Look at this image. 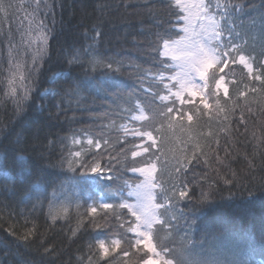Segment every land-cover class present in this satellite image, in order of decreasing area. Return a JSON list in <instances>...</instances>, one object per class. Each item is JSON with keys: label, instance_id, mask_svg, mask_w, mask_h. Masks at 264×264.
Segmentation results:
<instances>
[{"label": "snow or ice", "instance_id": "6c2138e0", "mask_svg": "<svg viewBox=\"0 0 264 264\" xmlns=\"http://www.w3.org/2000/svg\"><path fill=\"white\" fill-rule=\"evenodd\" d=\"M27 6L32 9V19L29 23L37 29L40 47L32 57L33 68L26 75L19 52H15L11 39L8 40V95L16 97L18 89H23V97L15 100L16 107L13 110L16 124L20 126L16 135L23 137L25 142L35 141L34 148L43 146L51 151L54 142L48 139L43 126L28 124L24 115V102L32 99L30 94L40 86L38 80L42 69L39 60H43L48 54V38L56 33L57 22L53 15L52 27L48 28L45 20L37 19V14L41 11H52L53 5L49 0H29ZM4 7V4L0 3V11L4 10ZM143 7L147 15L155 21V26L164 27L165 22L160 19L161 9L151 0H145ZM165 7L167 13L174 15L177 21L168 24L167 28H175L179 21H184L181 30L185 35L179 40H174L166 31L157 30L151 33L154 39L149 40L148 47L150 51L163 56H168L176 47H180L182 56L172 55V59H182L183 64L180 72L167 77L164 75L167 69L163 67L142 70L138 79L141 89H144L145 80L148 81V88L144 90L146 102L134 99V93L127 92L124 85L110 78V74L121 71L120 61L108 60L96 54L98 44L104 39L102 19L83 33L85 40L92 42L86 49L73 48L64 56L67 71L71 73L73 69H79L80 75L71 77L61 92L53 93V97L59 102L55 104L57 112H50L49 119H59V112L65 111L62 107L65 99L71 98L76 101L77 106H83L91 98L107 102L108 108L113 112L127 113L125 118L130 119L132 124L120 125L123 135L116 136L114 140L105 138L103 133L100 138H96L86 131L82 132V136L81 133L73 132L71 136L61 138V144L70 141L73 147L67 150L66 156L62 153L58 166L67 164L69 171L79 172L84 178L91 173L106 180L117 181L122 178L124 172L129 171L144 177L136 185L137 188L145 190L143 199L138 195L136 204H129L122 199L119 204L104 202L97 205L94 202L86 209L85 215L90 216L94 228L103 229V225L95 220L100 212L103 213L101 219L106 223L114 220L118 225L113 227L107 238L98 239L94 244L88 245L91 253L88 264H112L116 256L120 257V264H132L133 261L134 264H248L247 257L251 252L247 248L222 249L211 244L204 247L202 240H195L191 235L199 219L196 213L211 203L215 195V186L209 182L208 174L198 178L194 169L201 163L209 165V157L205 151L206 147L210 148L209 140L219 147L221 133L225 137H231L232 118H236L247 134L246 113L252 111L251 105L258 104L264 111V28L260 33L261 43L257 53L255 44L251 42L255 38H248L247 32L243 30L244 23L239 20V16L245 12L243 2L216 0L213 4L211 0H196L193 3L187 0H168ZM97 9L103 15L102 6L97 5ZM260 15L264 20V13ZM193 16L201 21L200 31L196 33L198 38L194 41L189 35L193 27ZM248 23L255 24V19ZM156 63L164 65L165 61L157 60ZM236 68L241 70L242 77L239 80H230V76L235 77ZM25 80L30 83L26 85ZM229 85L235 89L234 95L230 92ZM133 100L134 102H131ZM35 108L43 112L45 106L40 104ZM213 111L216 113L215 117L211 116ZM146 112L150 115H146ZM101 115L109 116V112L106 110ZM204 116H209L210 120L218 123L219 132L193 134ZM137 122H140L138 126ZM8 123L11 125V120ZM105 127H116V121L111 120ZM177 130L185 133L186 139L181 142L186 147L179 150L180 155H174L162 165L157 175V164L160 160L157 151L163 156L168 155V152L163 151V147L172 139L169 133L175 136ZM14 131V127L9 128V132L0 141V150H6L3 148V141H7ZM201 139L205 140L204 144ZM19 142L18 140L17 143ZM259 142L264 144V139ZM85 144L87 148L84 147ZM189 144L190 147H187ZM76 145L81 148L76 150ZM102 145L103 151L92 154L91 159L87 158L94 148L99 150ZM225 153L227 159L226 149ZM40 155L43 156L44 153L41 152ZM255 157V149L251 159L247 154L243 157L247 164V174L242 175L228 165L226 174L221 175L219 169H215L216 175L225 184L255 179ZM261 160L264 162V153H261ZM216 162H222L219 155L216 156ZM190 172L193 173L191 179ZM261 180V187H264V176ZM197 188L199 195L196 194ZM157 189L159 190L156 191ZM55 195L54 191L53 196ZM182 203L186 210L178 209V205ZM79 207L77 204V208ZM49 215L52 220L51 227L59 217L51 212ZM128 216L133 219L128 220ZM181 220L187 223L189 231L180 237L178 246L170 247V244L176 243V225ZM82 227L83 218H80L73 236H76ZM128 233L134 235L129 236ZM10 234L16 236L15 230H11ZM34 235L35 226L28 229L22 237L16 238L27 242L29 237Z\"/></svg>", "mask_w": 264, "mask_h": 264}, {"label": "trees", "instance_id": "16d2710c", "mask_svg": "<svg viewBox=\"0 0 264 264\" xmlns=\"http://www.w3.org/2000/svg\"><path fill=\"white\" fill-rule=\"evenodd\" d=\"M144 2L145 0H49L53 5L52 11H41L37 14V19L45 20L48 28L52 27L51 18L54 15L57 31L48 38L47 56L39 60L42 69L38 80L40 86L30 94L32 99L24 102V115L28 124L43 126L48 139L54 142V147L49 151L43 146L34 148L35 141L25 142L23 137L16 135L20 126L16 124L13 110L16 107L15 100L23 97V89H18L16 97L8 95V40L11 39L15 52L20 51L16 46L17 25L12 11L24 8L31 14L32 9L27 6L29 0H0L5 6L4 10L0 11V141L9 132L10 127L15 128L8 140L3 141V148L6 150H0V264H88L91 254L88 245L94 244L98 239L107 238L113 227L118 225L114 220L106 223L101 219L103 213L100 212L95 220L103 225V229H96L90 222V216L85 215L86 209L94 202L97 205L104 202L119 204L122 199L133 204L134 199L129 193L142 180L138 173L124 172L120 180L110 181L91 173L86 178L81 177L79 172L69 171L67 164L58 166L62 153L66 156L67 150L73 147L70 141L61 144V138L69 137L73 132L81 133L82 136V132L86 131L96 138H100L103 133L105 138L114 140L116 136L123 135L120 125L132 124L130 119L125 118L128 114L113 112L108 108L107 102L91 98L83 106H77L76 101L71 98L65 99L62 104L65 111L59 112V119H49V113L57 112L55 104L59 101L53 97V93L61 92L71 77L80 75L79 69H73L71 73L67 71L64 56L73 48L86 49L92 42L86 41L83 33L101 19L104 21V39L98 44L96 54L121 62V71L110 74V78L124 85L127 92L134 93V99L146 102L144 90L148 88V81L145 80L144 89H141L138 79L142 70L163 67L167 69L164 72L166 77L175 73V61L171 57L150 51L148 43L150 39H154L151 33L157 30L166 31L172 39L179 40L183 35L182 21H179L175 28H167L168 24L177 23L176 17L166 11L168 0H151L161 9L160 19L165 22L164 27L155 26V21L147 15L143 7ZM211 2L215 4L216 0ZM239 2L245 5V12L239 16V20L244 23L243 30L247 32L248 38H255L251 42L255 44V51L258 53L260 33L264 28V20L260 15L264 13V0ZM97 5L102 6L103 15ZM251 19H255V24L248 23ZM32 57L33 54L30 53L22 59L26 75L33 68ZM157 60H164L165 64L160 65L156 63ZM241 77V70L236 68L235 77L230 76L229 79L239 80ZM24 83L27 85L30 81L25 80ZM229 87L234 95L235 89L231 85ZM40 104L45 106L43 112L35 108ZM251 108L252 111L246 113L248 133L245 134L244 127L237 123L235 117L232 118L231 137H225L221 133L219 147L209 140L210 148H205L209 165L201 163L194 169L198 178L208 174L209 182L214 183L215 195L211 203L196 213L199 219L191 235L195 240H202L204 247L211 244L222 249L247 248L251 252L247 257L248 264H264V187H261V177L264 176L261 153H264V144L259 142L264 139V111L255 103ZM106 110L109 116L101 115ZM145 114L150 115L149 112ZM215 115L213 111L211 116ZM236 116H239V111ZM111 120L116 121V127H105ZM139 123L137 122V126ZM199 125L193 134L219 132L218 123L210 120L209 116L202 117ZM169 135L172 139L163 147V151L168 152L167 156L153 149L160 156L157 175L162 165L174 155H180L179 150L186 147L181 142L186 139L185 133L177 130L175 136L171 133ZM157 140L159 142V136ZM201 143L204 144L205 140L201 139ZM84 147L87 148V145ZM187 147H190V144ZM80 148V145L75 146L76 150ZM254 149L255 179L225 184L216 175L215 169H219L221 175L226 174L228 165L242 175L247 174V164L243 157L247 154L251 159ZM97 151H103V145L99 150L94 148L87 158L91 159L92 154ZM41 152L44 153L43 156L40 155ZM217 155L222 162H216ZM192 176L193 173L190 172L189 179ZM196 194L199 195V188ZM38 201L42 203H37ZM77 204L80 205L79 208ZM178 209L186 210V207L182 203L178 205ZM50 212L59 217L51 227ZM80 218H83L84 227L73 236ZM127 219L133 218L128 216ZM34 226L35 235L30 236L27 242L16 238L22 237ZM13 229L16 236L10 234ZM186 231H189L187 223L184 220L179 221L176 225V243L170 244V247L178 246L180 237H183ZM45 249L54 251L46 252ZM112 264H120V257L116 256Z\"/></svg>", "mask_w": 264, "mask_h": 264}, {"label": "rangeland", "instance_id": "374dc122", "mask_svg": "<svg viewBox=\"0 0 264 264\" xmlns=\"http://www.w3.org/2000/svg\"><path fill=\"white\" fill-rule=\"evenodd\" d=\"M189 3L196 2V0H187ZM13 17L17 25V38H16V46L20 49L19 51V59H23L26 55L36 54L38 48L40 47V40L38 38V32L34 25H30L29 21L32 19L31 14H29L24 8H17L16 10H13ZM201 21L197 20L195 16L192 17V25L193 27L190 29L189 35L190 38L194 41L198 37L196 36V33L200 31V25ZM184 25V21H182L181 26ZM185 33L183 32L184 36ZM172 55H175L177 57L182 56V49L180 47H176L175 50L168 55V57L172 58ZM174 60V59H173ZM175 67L176 71L180 72L183 64L182 59H175ZM174 73V74H175ZM1 164V161H0ZM139 174V173H138ZM140 175V174H139ZM144 177L142 176V180ZM141 180V181H142ZM143 188H137L136 186L132 189V197H133V204L137 203L138 195L141 199H143Z\"/></svg>", "mask_w": 264, "mask_h": 264}]
</instances>
